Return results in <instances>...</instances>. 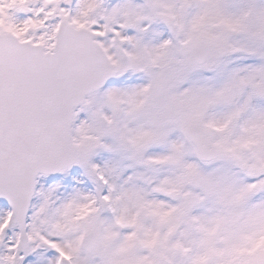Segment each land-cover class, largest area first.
<instances>
[{
    "label": "snow or ice",
    "instance_id": "1",
    "mask_svg": "<svg viewBox=\"0 0 264 264\" xmlns=\"http://www.w3.org/2000/svg\"><path fill=\"white\" fill-rule=\"evenodd\" d=\"M0 264H264V0H0Z\"/></svg>",
    "mask_w": 264,
    "mask_h": 264
}]
</instances>
